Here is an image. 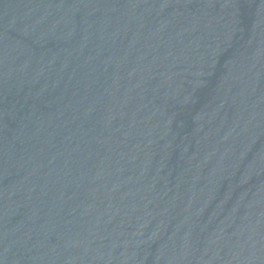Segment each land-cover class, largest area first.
I'll return each instance as SVG.
<instances>
[{
	"label": "water",
	"instance_id": "water-1",
	"mask_svg": "<svg viewBox=\"0 0 264 264\" xmlns=\"http://www.w3.org/2000/svg\"><path fill=\"white\" fill-rule=\"evenodd\" d=\"M0 264H264V0H0Z\"/></svg>",
	"mask_w": 264,
	"mask_h": 264
}]
</instances>
